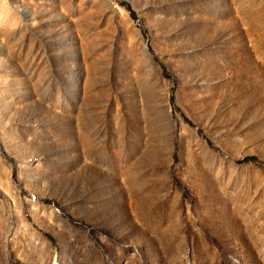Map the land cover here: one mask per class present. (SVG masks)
<instances>
[{
	"label": "rangeland",
	"instance_id": "obj_1",
	"mask_svg": "<svg viewBox=\"0 0 264 264\" xmlns=\"http://www.w3.org/2000/svg\"><path fill=\"white\" fill-rule=\"evenodd\" d=\"M79 261L264 264V0H0V264Z\"/></svg>",
	"mask_w": 264,
	"mask_h": 264
},
{
	"label": "trees",
	"instance_id": "obj_2",
	"mask_svg": "<svg viewBox=\"0 0 264 264\" xmlns=\"http://www.w3.org/2000/svg\"><path fill=\"white\" fill-rule=\"evenodd\" d=\"M250 160H257L254 156H246L241 161H250Z\"/></svg>",
	"mask_w": 264,
	"mask_h": 264
},
{
	"label": "crops",
	"instance_id": "obj_3",
	"mask_svg": "<svg viewBox=\"0 0 264 264\" xmlns=\"http://www.w3.org/2000/svg\"><path fill=\"white\" fill-rule=\"evenodd\" d=\"M84 262H82V261H79V264H83ZM50 264V263H49Z\"/></svg>",
	"mask_w": 264,
	"mask_h": 264
},
{
	"label": "bare ground",
	"instance_id": "obj_4",
	"mask_svg": "<svg viewBox=\"0 0 264 264\" xmlns=\"http://www.w3.org/2000/svg\"><path fill=\"white\" fill-rule=\"evenodd\" d=\"M59 264V263H58Z\"/></svg>",
	"mask_w": 264,
	"mask_h": 264
}]
</instances>
